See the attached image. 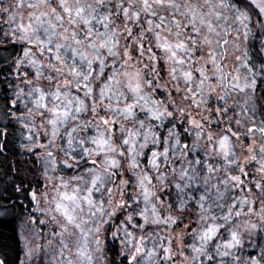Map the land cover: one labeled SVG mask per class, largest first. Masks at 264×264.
Returning a JSON list of instances; mask_svg holds the SVG:
<instances>
[{
    "label": "snow or ice",
    "instance_id": "obj_1",
    "mask_svg": "<svg viewBox=\"0 0 264 264\" xmlns=\"http://www.w3.org/2000/svg\"><path fill=\"white\" fill-rule=\"evenodd\" d=\"M9 47L16 264H264V0H0Z\"/></svg>",
    "mask_w": 264,
    "mask_h": 264
},
{
    "label": "trees",
    "instance_id": "obj_2",
    "mask_svg": "<svg viewBox=\"0 0 264 264\" xmlns=\"http://www.w3.org/2000/svg\"><path fill=\"white\" fill-rule=\"evenodd\" d=\"M256 48H259V39L252 41ZM14 55L13 50L9 47L7 50L0 48V68H5V58H11ZM3 74H0V94L5 91V84L3 83ZM2 102V101H0ZM10 144L9 150L7 152V160L3 156H0V192L4 190L5 187L8 189L10 194V199L17 202V206L14 210H10L9 213L0 216V257H6L8 264H16L17 257L22 256L20 252L21 243L18 235V224L21 219L20 216V205L26 207H31L30 199L27 196V192L22 191L20 193L13 192L12 184H19L23 181L24 187L29 188L30 182L34 185L36 180L35 170L28 165L27 155H21L18 151V145L20 143L19 134L16 129L10 128ZM26 158L25 160H23ZM22 159V160H21ZM18 160L21 161L19 165V171L13 173L15 180L9 182V177L5 175L7 172V164L9 161ZM27 161V163H25ZM26 167V168H25ZM25 168L28 172L27 176L22 173V169ZM31 169V170H30ZM5 204L8 203L7 200L3 201ZM3 210L0 209V212Z\"/></svg>",
    "mask_w": 264,
    "mask_h": 264
},
{
    "label": "rangeland",
    "instance_id": "obj_3",
    "mask_svg": "<svg viewBox=\"0 0 264 264\" xmlns=\"http://www.w3.org/2000/svg\"><path fill=\"white\" fill-rule=\"evenodd\" d=\"M19 151V150H18ZM20 153V152H19ZM26 158H24L23 160H25ZM22 160V159H21ZM27 161H28V165L32 168V170L34 171L35 170V168L33 167V165H32V162H31V159L30 158H27ZM21 162V161H20ZM26 168V167H25ZM25 168H23L22 169V173L23 174H25V176H27V174H28V172L26 171V169ZM5 213L2 211V212H0V216H3ZM20 223H21V219H20V221H19V224H18V233H19V228H20ZM19 240H20V237H19ZM20 243H21V247H22V242H21V240H20Z\"/></svg>",
    "mask_w": 264,
    "mask_h": 264
}]
</instances>
